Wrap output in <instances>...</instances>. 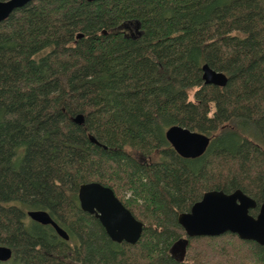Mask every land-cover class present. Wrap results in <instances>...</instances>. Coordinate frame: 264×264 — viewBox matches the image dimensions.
<instances>
[{"label":"trees","instance_id":"16d2710c","mask_svg":"<svg viewBox=\"0 0 264 264\" xmlns=\"http://www.w3.org/2000/svg\"><path fill=\"white\" fill-rule=\"evenodd\" d=\"M172 124L208 135L205 151L178 153ZM90 180L143 221L136 242L81 209ZM263 184L264 0H30L0 21V264H264V244L177 220L209 189L240 188L256 214Z\"/></svg>","mask_w":264,"mask_h":264},{"label":"water","instance_id":"95a60500","mask_svg":"<svg viewBox=\"0 0 264 264\" xmlns=\"http://www.w3.org/2000/svg\"><path fill=\"white\" fill-rule=\"evenodd\" d=\"M28 1L30 0H0V21ZM201 70L205 83L220 86L226 84L228 76L222 70L214 69L208 63H203ZM73 119L80 123L83 121V116L78 113ZM165 134L174 149L186 157L202 154L210 139L201 131L179 124L168 126ZM77 195L81 209L93 213L112 240L129 243L137 241L144 223L133 215L110 186L97 180L82 182L78 187ZM255 206L256 200L240 188L231 192L209 189L191 204L189 210L180 212L177 220L187 236L219 235L230 231L240 238L252 239L264 244V184L258 210L256 214H252L249 210ZM27 214L35 221L51 224L61 237L68 238L67 231L51 217L47 210L28 209ZM187 236L179 237L171 245L172 252L178 253L181 258L186 250ZM11 255L10 246L0 244V260H7Z\"/></svg>","mask_w":264,"mask_h":264},{"label":"rangeland","instance_id":"374dc122","mask_svg":"<svg viewBox=\"0 0 264 264\" xmlns=\"http://www.w3.org/2000/svg\"><path fill=\"white\" fill-rule=\"evenodd\" d=\"M190 96H192V92H191Z\"/></svg>","mask_w":264,"mask_h":264},{"label":"flooded vegetation","instance_id":"af4514ba","mask_svg":"<svg viewBox=\"0 0 264 264\" xmlns=\"http://www.w3.org/2000/svg\"><path fill=\"white\" fill-rule=\"evenodd\" d=\"M93 214V213H92Z\"/></svg>","mask_w":264,"mask_h":264}]
</instances>
